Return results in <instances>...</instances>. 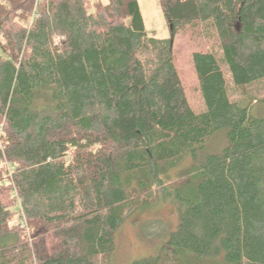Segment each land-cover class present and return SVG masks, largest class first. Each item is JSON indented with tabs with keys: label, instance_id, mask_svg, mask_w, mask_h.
<instances>
[{
	"label": "trees",
	"instance_id": "16d2710c",
	"mask_svg": "<svg viewBox=\"0 0 264 264\" xmlns=\"http://www.w3.org/2000/svg\"><path fill=\"white\" fill-rule=\"evenodd\" d=\"M160 3L170 38L138 0H0V264H111L157 192L181 222L134 264H264V0ZM185 37L210 44L191 53L199 113Z\"/></svg>",
	"mask_w": 264,
	"mask_h": 264
},
{
	"label": "rangeland",
	"instance_id": "374dc122",
	"mask_svg": "<svg viewBox=\"0 0 264 264\" xmlns=\"http://www.w3.org/2000/svg\"><path fill=\"white\" fill-rule=\"evenodd\" d=\"M94 1V0H92ZM107 3L108 0H100ZM149 37L165 39L171 37V31L166 23L160 0H138ZM58 40V37H56ZM192 44L189 37L181 38L175 45L178 66L182 71L187 95L195 112L204 111V103L199 93L198 82L191 65V53L195 49L207 48L209 42ZM229 84L233 83V75L225 65ZM228 144L226 137L216 134L208 145L211 153H221ZM187 160L180 168L172 172L177 178L178 171L187 167ZM156 199L141 197V204L132 211L115 233V250L111 264H134L136 261L158 255L168 243L172 233L177 231L183 215V208L173 199L164 201L159 192ZM16 199V198H15ZM18 202V201H17Z\"/></svg>",
	"mask_w": 264,
	"mask_h": 264
},
{
	"label": "built area",
	"instance_id": "2783aa9c",
	"mask_svg": "<svg viewBox=\"0 0 264 264\" xmlns=\"http://www.w3.org/2000/svg\"><path fill=\"white\" fill-rule=\"evenodd\" d=\"M38 1L40 2V1H44V0H38ZM45 1H47V0H45ZM58 40H60V38H59V37H58ZM0 140H1V139H0Z\"/></svg>",
	"mask_w": 264,
	"mask_h": 264
}]
</instances>
